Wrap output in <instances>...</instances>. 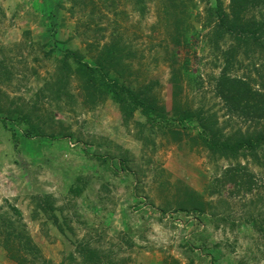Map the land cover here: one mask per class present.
I'll return each mask as SVG.
<instances>
[{
    "label": "rangeland",
    "instance_id": "374dc122",
    "mask_svg": "<svg viewBox=\"0 0 264 264\" xmlns=\"http://www.w3.org/2000/svg\"><path fill=\"white\" fill-rule=\"evenodd\" d=\"M262 23L264 0H0V214L18 209L35 264H85V246L99 264H264V152L212 156L197 119L264 133ZM111 43L164 121L90 103L72 59L67 94L49 90L65 50L94 66ZM23 104L47 137L7 118ZM0 264H17L1 243Z\"/></svg>",
    "mask_w": 264,
    "mask_h": 264
},
{
    "label": "trees",
    "instance_id": "16d2710c",
    "mask_svg": "<svg viewBox=\"0 0 264 264\" xmlns=\"http://www.w3.org/2000/svg\"><path fill=\"white\" fill-rule=\"evenodd\" d=\"M219 19L220 26L224 25L225 17L220 15ZM263 25L264 23L261 24V26ZM214 42L216 44L217 40ZM122 52V48H119L115 43H111L101 50L95 60L94 66H90L76 52L65 50L60 61V73L55 80V84H51V87H48L49 90L56 87L55 94H57L58 98L67 94L66 89L71 81L70 77L72 74V66L69 60L72 59L75 61L73 72L77 74L80 81V92L88 97L90 103L102 100V98L110 95L114 102L119 105L125 119H129L134 111L140 109L141 114L147 120L157 124L164 121L163 107H159L155 99L149 96L151 87H148L145 91H136L124 85L122 79L126 65L123 63L125 56ZM113 67H115L117 74L114 77L111 76V69ZM231 80L221 76L219 81L235 82ZM223 92L218 91L219 94L221 93L220 95H226ZM21 107H16L14 112L9 109L7 111V118L15 124H26L27 128L23 132L26 138L47 137L43 128H40L35 123L36 119L33 117L36 114L32 112L33 108L31 109L28 105L24 104ZM177 107L178 105L176 104L175 110ZM177 111L179 112L178 122L181 124L193 117L189 111L181 110L180 108H177ZM197 119L202 127V133L199 137L212 156L217 155L220 158L238 159L240 156L246 157L247 154L245 152H248L249 157L258 161V151L264 152V133L226 139L217 128L213 127L214 123L210 120L203 119L202 121L201 116H197ZM5 203L7 204L5 208H7L9 214L12 212L16 219L13 220L9 216L6 218L3 215L4 213L0 214V243L2 244V249L17 264H35L38 260L42 259L41 252L26 231L21 229H25L26 227L23 225V220L18 209L9 207L8 203ZM48 204L49 202L45 199L43 207L48 206ZM2 209L4 208H0L1 211H3ZM5 215H7L6 212ZM80 251L85 264L100 263L98 254L88 246L83 247ZM30 260L32 262H29Z\"/></svg>",
    "mask_w": 264,
    "mask_h": 264
}]
</instances>
